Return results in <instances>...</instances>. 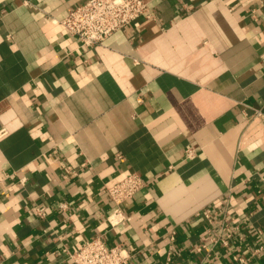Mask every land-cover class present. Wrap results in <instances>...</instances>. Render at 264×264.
Instances as JSON below:
<instances>
[{
	"label": "crops",
	"instance_id": "1",
	"mask_svg": "<svg viewBox=\"0 0 264 264\" xmlns=\"http://www.w3.org/2000/svg\"><path fill=\"white\" fill-rule=\"evenodd\" d=\"M86 1L0 0V264L93 238L127 264H264V0H144L93 49L56 23Z\"/></svg>",
	"mask_w": 264,
	"mask_h": 264
},
{
	"label": "built area",
	"instance_id": "2",
	"mask_svg": "<svg viewBox=\"0 0 264 264\" xmlns=\"http://www.w3.org/2000/svg\"><path fill=\"white\" fill-rule=\"evenodd\" d=\"M152 16L149 4L144 0H87L56 23L64 35L76 38L83 48L93 49L114 33ZM192 155L193 150L189 149L187 156ZM145 185L142 176L131 173L107 187L106 191L115 204L113 213L108 216L110 224L117 225L127 220L122 204L132 201ZM36 212L38 216H45L42 207H38ZM69 258L73 264H127L131 254L121 244L110 246L100 238H93L71 252Z\"/></svg>",
	"mask_w": 264,
	"mask_h": 264
}]
</instances>
